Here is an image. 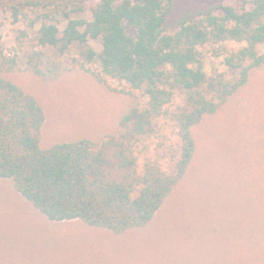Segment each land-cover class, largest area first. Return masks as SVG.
I'll return each instance as SVG.
<instances>
[{"label": "trees", "instance_id": "obj_1", "mask_svg": "<svg viewBox=\"0 0 264 264\" xmlns=\"http://www.w3.org/2000/svg\"><path fill=\"white\" fill-rule=\"evenodd\" d=\"M102 1L30 20L32 1L0 0V180L11 181L52 222L81 221L122 235L145 229L185 178L197 150L194 129L252 72L264 71V0ZM23 40L31 71L44 64L41 47L64 53L78 46L99 81L128 85L117 130L99 142L43 149L44 110L12 79L27 72L9 56ZM231 43L244 45L226 61L239 71L234 83L210 77L203 52ZM169 122L179 142L171 168L152 157L151 147L141 164L140 144ZM255 181L261 190V178Z\"/></svg>", "mask_w": 264, "mask_h": 264}, {"label": "rangeland", "instance_id": "obj_2", "mask_svg": "<svg viewBox=\"0 0 264 264\" xmlns=\"http://www.w3.org/2000/svg\"><path fill=\"white\" fill-rule=\"evenodd\" d=\"M21 1L36 4L30 20L103 3L8 0ZM27 45L23 40L9 53L27 70L12 79L44 110L43 149L83 139L99 142L117 130L129 99L128 85L99 81L85 69L78 46L64 53L41 47L44 64L31 71ZM243 48L231 43L204 49L208 75L238 80L239 71L233 74L226 61ZM194 136L197 150L185 178L145 229L122 235L81 221L52 222L11 181L0 180V264H264V71L252 72L240 92L194 129ZM140 145L141 164L151 147L152 157L169 170L179 142L169 122Z\"/></svg>", "mask_w": 264, "mask_h": 264}]
</instances>
